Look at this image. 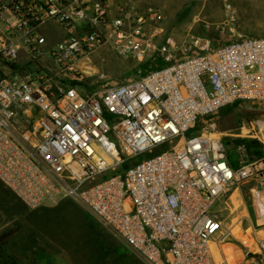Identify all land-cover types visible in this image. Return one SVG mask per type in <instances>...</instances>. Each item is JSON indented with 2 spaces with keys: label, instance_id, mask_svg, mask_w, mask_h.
<instances>
[{
  "label": "built area",
  "instance_id": "built-area-1",
  "mask_svg": "<svg viewBox=\"0 0 264 264\" xmlns=\"http://www.w3.org/2000/svg\"><path fill=\"white\" fill-rule=\"evenodd\" d=\"M222 1L219 36L237 24ZM163 20L131 0H0V182L29 208L73 200L144 264H228L232 235L215 206L248 177L264 205V122L241 127L263 154L235 168L204 118L264 102V36L213 46L187 34L156 46L146 27ZM104 46L138 60L152 47L163 66L85 93L79 64ZM251 252L264 264V237Z\"/></svg>",
  "mask_w": 264,
  "mask_h": 264
},
{
  "label": "rangeland",
  "instance_id": "rangeland-1",
  "mask_svg": "<svg viewBox=\"0 0 264 264\" xmlns=\"http://www.w3.org/2000/svg\"><path fill=\"white\" fill-rule=\"evenodd\" d=\"M142 11L148 5L156 6L164 14V20L146 27V36L154 31L153 45L172 40L181 43L187 34L208 37L213 46L239 36H264V0H230L237 14L233 32L217 34L215 25L226 17L222 0H131ZM209 25V28L206 26ZM45 35L50 41L58 39V29L52 27ZM160 54L149 47L142 60L121 57L110 46H104L79 67L80 84L85 93L102 91L108 86L130 82L151 70L163 66ZM111 118H107L110 124ZM216 124L217 132L225 145L226 156L235 168L246 166L263 154L259 144L255 155L236 141L256 140L241 127L255 121L264 122V102L245 101L224 107L215 115L205 117ZM198 121L188 132L199 131ZM257 141V140H256ZM258 142V141H257ZM163 147L133 159L138 162L147 155L163 151ZM129 160L124 163L128 165ZM105 176L104 178H107ZM100 180V179H98ZM255 181L248 177L225 193L217 202L219 218L228 227L232 222L240 224L243 236L252 240L264 237V218L259 212L264 207L254 196ZM264 197V187L259 189ZM248 233V235H247ZM0 240L5 243L8 264H144L116 234L104 228L92 215L71 199L57 205L43 204L29 208L0 182ZM228 264H258L254 256H246V246L232 239L224 247ZM253 249H251L252 251ZM250 254L255 255L254 252Z\"/></svg>",
  "mask_w": 264,
  "mask_h": 264
},
{
  "label": "bare ground",
  "instance_id": "bare-ground-1",
  "mask_svg": "<svg viewBox=\"0 0 264 264\" xmlns=\"http://www.w3.org/2000/svg\"><path fill=\"white\" fill-rule=\"evenodd\" d=\"M263 124V123H262ZM214 135H220L219 132L215 131L214 132ZM263 207L264 205L261 204ZM259 215L260 217H263L264 218V212L263 211H260L259 212ZM264 220V219H263ZM229 231H230V234L232 235V239L234 240H238L240 243L244 244L246 247H248L249 249H254L255 247V243H256V240H252L251 238L247 237V236H243V230L242 228L240 227V224L238 223H235V222H232L229 226ZM248 235V233H247ZM225 250V249H224Z\"/></svg>",
  "mask_w": 264,
  "mask_h": 264
},
{
  "label": "trees",
  "instance_id": "trees-1",
  "mask_svg": "<svg viewBox=\"0 0 264 264\" xmlns=\"http://www.w3.org/2000/svg\"><path fill=\"white\" fill-rule=\"evenodd\" d=\"M234 144L235 145L245 144L246 147L248 148L249 153L254 152L255 155L259 154L258 151H253V150H257V147L259 146V143L256 140L244 141V143L242 141H236ZM8 263L9 261L6 255L5 243L2 242V240H0V264H8Z\"/></svg>",
  "mask_w": 264,
  "mask_h": 264
},
{
  "label": "water",
  "instance_id": "water-1",
  "mask_svg": "<svg viewBox=\"0 0 264 264\" xmlns=\"http://www.w3.org/2000/svg\"><path fill=\"white\" fill-rule=\"evenodd\" d=\"M227 240H229V241H231L232 240V238L229 236V237H227ZM249 257H251V256H255V255H253V254H250V255H248Z\"/></svg>",
  "mask_w": 264,
  "mask_h": 264
}]
</instances>
